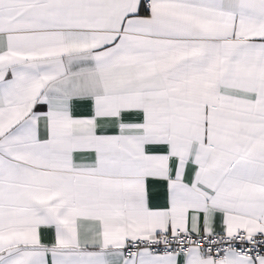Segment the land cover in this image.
Segmentation results:
<instances>
[{"label": "snow or ice", "instance_id": "snow-or-ice-1", "mask_svg": "<svg viewBox=\"0 0 264 264\" xmlns=\"http://www.w3.org/2000/svg\"><path fill=\"white\" fill-rule=\"evenodd\" d=\"M0 264H264V0H0Z\"/></svg>", "mask_w": 264, "mask_h": 264}]
</instances>
